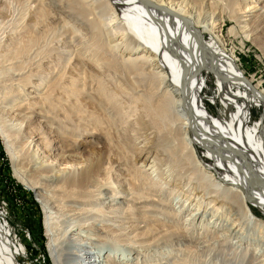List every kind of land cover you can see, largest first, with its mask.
<instances>
[{
  "label": "bare ground",
  "instance_id": "obj_1",
  "mask_svg": "<svg viewBox=\"0 0 264 264\" xmlns=\"http://www.w3.org/2000/svg\"><path fill=\"white\" fill-rule=\"evenodd\" d=\"M12 3L17 14L0 31V138L14 176L40 200L52 264H128L106 251L126 247L138 259L173 242L184 246L172 264H264L257 249L246 260L250 248L239 242L264 235V122L252 116L264 90L241 70L249 40L241 34L238 46L234 30L264 36V0H0V14ZM70 40L73 64L63 60ZM204 69L223 102L217 115L198 92ZM78 98L92 111H74ZM88 120L109 146L121 138L137 153L82 157ZM120 123L128 134L118 137L110 130ZM168 183L184 212L191 207L183 220L159 208ZM209 211L233 220L188 237ZM10 234L0 224V264H21L23 246Z\"/></svg>",
  "mask_w": 264,
  "mask_h": 264
},
{
  "label": "rangeland",
  "instance_id": "obj_2",
  "mask_svg": "<svg viewBox=\"0 0 264 264\" xmlns=\"http://www.w3.org/2000/svg\"><path fill=\"white\" fill-rule=\"evenodd\" d=\"M16 9L17 7L14 6V4L12 3L11 6L9 4L6 7V10L3 11V14H0V22H1L0 31H1V27H4L5 25H7L5 23H7V21H9L13 15L17 14ZM25 10L26 8H24V10L22 11L23 18L26 16ZM230 26H231L230 24H227V27H230ZM234 30L239 35V37L236 39L238 46L241 45L242 42H245L244 38L249 40V42L245 43L246 46L244 48L245 50L243 51V53H239V57L242 63L241 70L245 72V75L248 79L252 80L253 86L256 85L258 89L264 90V36L260 37L259 39H256L255 41H252L250 40V36L248 33L246 32L241 33L240 32L241 30L236 27L234 28ZM241 34L244 35V38H242ZM238 40H241L242 42ZM73 42H74L73 40H70L68 42V45L70 48H68L66 55H63L64 56L63 60L64 61L66 60L67 64L74 63V58H73L74 53H72V51L73 50L75 51L74 48H76L75 47L76 42L75 43ZM214 85H215V79L213 75L204 69L202 71V77L199 80L198 92H200V94L204 97V102L206 101L205 103L210 110V114L217 115L222 110L221 105L223 102L221 99H219L218 94L215 93L217 88ZM96 104H97L96 108L99 109L98 108L99 104L98 103ZM262 104L264 106L263 101H262ZM91 106L92 104L90 103V101L86 99L83 100L82 98H78L77 103L74 106V111L82 112L83 110H85L87 113H89L92 111ZM231 109L232 108L230 107V109L227 110L229 112L228 114H231ZM115 110H113V108L112 109L109 108L108 112L110 113L112 111L115 112ZM252 116H254L255 121L260 119V121L264 122V108L261 109V107H253ZM249 119H250V123L254 121L252 117H250ZM84 121L86 122L87 119H85ZM37 122L38 120L35 121L36 123L35 125H37ZM91 122L92 121L88 120L87 122L88 124H85V127H88L87 135L92 136V138L84 139L86 140L85 141L86 143L82 147L84 151L79 152L81 153L82 157L88 158L89 154L94 150L95 152L93 153L94 157H99L102 155L104 161H107L108 160L107 155L112 150V154L115 156L113 160H116L118 159L116 155H117V151L119 150V147L120 148L124 147V153H129L130 156H134L137 153L138 148H137V145L134 144V142H131L129 147H125L123 144V140L121 138H116L115 139L116 141L111 142L109 146L103 139L100 132L96 131V128L93 127V124ZM118 125H119V128H117L116 130V127ZM118 125L117 124L113 126L111 125L112 128L111 126H109L108 129L111 128L110 131L112 133H116V136L118 137L123 136L122 135L123 133L128 134L127 132L123 130L124 124L120 123ZM38 128L39 126H35L34 128L30 130L34 131L35 129H38ZM48 129L49 128L43 129L47 138L51 136ZM89 129H93V131ZM27 130L28 129L25 128L23 132L25 133L27 132ZM76 133L83 134V132H80V130H77ZM80 138L81 140H83L82 136ZM90 139L92 140V143H87L90 141ZM195 143L196 144H195L194 149L200 151L201 144L197 141V139H195ZM116 145L117 147L114 148V146ZM28 150H29V147L24 148V153H27ZM204 154H205L204 152L201 153L200 151V156L201 155L203 156ZM108 161H111V160L109 159ZM206 161H207L206 165H210V163L211 164L213 163L208 158H206ZM224 172H225L224 170L219 169L217 173L221 178H224L225 176ZM44 174L49 175V179H52V180L58 177L57 174L54 173L53 171L50 172L49 168L48 169L45 168ZM145 182L146 181L144 180V183ZM170 185L171 184L169 183L166 184L164 190H161L162 192H160L161 193V195L159 196L160 203H158L159 208L163 209L166 212L176 213L177 218L175 217L174 220L176 221H178L179 219L183 220L186 217L189 210L191 209V207L189 208L188 212H184L183 208L180 207L181 202H179L180 198L183 199V197L181 195L179 196V193L176 191H174L176 194L173 193V195H171L170 194L171 191L169 190H171L170 188H172L173 186H170ZM148 187L146 186V189ZM175 189H178V188H175ZM173 196L177 197V201H176V198H172ZM202 209L203 208L201 207L199 211H201ZM227 212L228 211H221L217 215L213 216L212 213L209 211L204 215V219H201V220L200 218L198 220L195 219L192 222V224L187 226L185 229L187 232L186 233L187 236L193 237L194 239H198L199 237H202V236L204 237L208 235L210 230H211L210 233H212V235L214 231L219 232L218 230H220L221 225L225 224L226 226H228V224H230V222L233 220V218H230L228 222L225 221L224 223V217L227 215L226 214ZM255 213H256V216H258L259 218L262 216L261 213L257 209H255ZM5 223L8 226V229L11 230V234H10L11 238L14 240H20L21 242L20 244L23 246L24 255L22 256V259L19 260L21 264H52L51 260L48 257L47 250H46L47 239H46L45 230H44V213L40 206V200L29 189V186L20 182L14 176L11 161L9 160V156L4 149L3 141L0 138V224L3 225ZM239 233H241V231ZM239 233L236 236H238ZM197 235L198 236L200 235V236L198 237ZM243 240L239 241L240 243H243L242 246H246L248 244L247 247L250 248V250L246 252V255H245L246 260L252 259L250 257L252 255L253 249L261 250V251H256V255L258 256L260 255L259 259L264 258V235L262 236L258 234L247 235L245 236ZM86 243H87V246H90L89 242H86ZM183 244L184 243L182 242L180 243L173 242L167 246L160 245L158 248H154V247L144 248L140 250L141 252L139 251L137 253L138 259L135 256L132 257L131 255H129L126 247H121L117 250L110 248L108 251H106V253L108 254L110 253L111 256H114V258H110V259L112 261H116L117 263L120 261L121 263L127 262L128 264H130V262L131 263L136 262V259H137L138 264H153V263L158 264V262L160 263L163 261V260H160L163 257L161 256V254L162 253L165 254L168 251H171V255H170L171 257L170 256L165 257L166 258L165 262L163 261L164 263H160V264H172L173 260L183 257L182 251H179V249L182 248ZM227 248L230 249V246L227 245L226 249ZM176 251L178 252L176 253ZM192 261H193V258L192 260L189 258L186 263L192 264ZM96 264H101V261L97 262ZM197 264H203V263L199 261Z\"/></svg>",
  "mask_w": 264,
  "mask_h": 264
}]
</instances>
